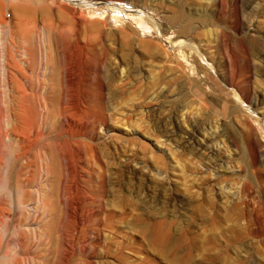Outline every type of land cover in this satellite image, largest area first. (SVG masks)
Wrapping results in <instances>:
<instances>
[{
	"label": "rangeland",
	"instance_id": "1",
	"mask_svg": "<svg viewBox=\"0 0 264 264\" xmlns=\"http://www.w3.org/2000/svg\"><path fill=\"white\" fill-rule=\"evenodd\" d=\"M233 5L237 32L220 38L230 24L204 0H0V264H264V64L247 55L264 0ZM179 25L214 66L199 85L163 41ZM22 86L37 107L78 98L84 119L66 126L50 104L23 156ZM186 129L217 151L190 149ZM78 147L93 200L70 212Z\"/></svg>",
	"mask_w": 264,
	"mask_h": 264
},
{
	"label": "bare ground",
	"instance_id": "2",
	"mask_svg": "<svg viewBox=\"0 0 264 264\" xmlns=\"http://www.w3.org/2000/svg\"><path fill=\"white\" fill-rule=\"evenodd\" d=\"M204 2L206 3V5H208L212 9H215V12L219 16H221V18L223 17V19L228 21V23L230 24V26L226 25L221 30V33L218 37L221 38V37L225 36L226 32H229V33H232V32L236 33L237 32V29L235 27L236 24L234 23L236 16L233 18L232 15L230 14V11H231L232 5L238 3V0H204ZM245 5H247V7L250 10H252L256 7V6H254V4H252V2L248 3V2L244 1L242 7H244ZM219 6H221L220 9H219ZM235 7H236V5H235ZM111 9L114 10L113 13L115 14V16H118L119 14L127 15V14H129L130 10H133L132 8H125L122 4H119V3H115L113 7L111 6ZM139 13L141 14V16H145V18L147 20H149L151 24H153L155 35H157V37L159 36L161 38V35L163 33L161 34L162 28L158 24V22H156L154 20V18L150 16V14H145L143 12H139ZM151 15H153V14H151ZM130 17L132 20H136L139 22V24H141L142 19L140 17H137V16L136 17L130 16ZM239 19H241V18H239ZM236 20L238 21V19H236ZM239 22L241 23L240 20H239ZM191 30L193 32L194 27H192ZM184 31H185V27L179 25V26H177L176 30L172 31V35H170V37L165 38L163 41L166 44H168L171 48H173V53H172L173 59L172 60H173V62H175L177 69L181 72V75H182L181 77L187 78L192 83L199 85L200 83L203 82L202 77H204V76H201V78H200L201 73H203V71L206 68L213 70L214 66L212 64H210L211 62L210 63L208 62V59L206 58L204 53L201 51L200 45L196 44L193 41L192 37H186V35H184ZM251 31L253 33H255L254 34L255 37H253L252 46L247 50V55L249 57L251 56L254 59H256L259 62V64H264V57L260 58L262 55H264V44H261V42L264 43V38L260 33H257L253 29H251ZM188 32H190V31H188ZM259 48H260V52H259ZM33 49H34V47H33ZM33 51L34 50L30 49V53H31L30 54V63H33V59H35L34 58L35 53ZM257 56H260V57L257 58ZM48 79L54 80V77L53 78L50 77ZM32 84H34V83L32 82ZM31 85H29V87H31ZM23 87L24 86H22V88ZM32 88H34V86H32L31 89ZM31 89H30V93H31ZM20 90H21V88H20ZM26 92L27 91H25L24 88H23V90L20 91L19 96H18L17 105H16L17 106L16 120L19 123V132H20V136H21L20 140L22 141L21 142V151H22L23 156L27 155L28 152L32 148H34L36 146V144L38 143L37 138L39 136H37L35 139H32V138H30L29 133H30V130H33V127L36 124L37 116H38L39 112L43 113V114L45 113L44 115L45 116L47 115V117L49 116V113H50L49 105L50 104H52L54 106L53 108H57V111H60L59 113L61 114L62 118L65 119V123L67 124V125L65 124L66 126H69V127L74 126L75 123L80 120V117H82V119H84L82 115L81 116L79 115L81 105H80V100L78 98L73 97L72 100L69 99L70 100V101L68 100L69 106L67 105L68 107L67 106L63 107V103H62L63 99L61 100V97L57 98L55 96V92L52 91L51 95H53V96L50 95L48 97L47 95H49V94L44 95L45 97L42 98L43 102H41L42 104H40V106L41 105L42 106L37 107V105H36L37 100H36L35 96L28 95ZM28 93H29V91H28ZM234 95H236L237 100L240 101V95L236 90L234 91ZM179 121H180L181 126L182 125L184 126L187 123V119L183 118V117ZM84 123H87V122H84ZM69 127H68V129H69ZM35 128H34V130H35ZM81 131H83V130L81 129ZM81 131L79 133H81ZM183 134L186 136L185 142L187 143V145L189 144L188 146L190 147V149H192L193 151H196L197 153H199V155H210L211 156L212 153H215L217 151V148H212V147L208 146L207 142L205 140H204L205 142L200 141L198 139L196 140L197 136L195 135V133H192L186 129L183 132ZM79 135L80 134L76 133V134H74V137H77ZM70 138H72V137H70ZM78 142H80V141H78ZM78 145H80V144L78 143ZM82 149H84V148H82ZM82 149L80 147H78V148H75V151L73 150L72 153L74 154V157H73L74 158V164L72 163L73 165H71L69 167L70 168L69 172L74 178V181L71 184L70 189L68 190L70 196L74 197V199H73V201H70L69 203L66 204L67 208H68V210H70V212H76V210L79 208L80 205H82L84 203H86V205H88L89 202L91 200H93L92 199V193H89L88 191H86V188L83 187L81 184V179H82L83 175H78L80 173V172L78 173V169L80 168L79 164L81 165L82 161H84V158H83V155H84L83 151L84 150L82 151ZM35 158H37V156ZM67 166H69V165L67 164ZM67 166H65V167H67ZM67 170H69L68 167H67ZM71 175H70V177H71ZM244 187H245V185L242 186L243 191H245ZM244 199H243L242 203H243L244 207L246 208L245 211H246V215H247V222L245 225L246 231H247L246 236H254V234L257 230V226L254 223L255 221H254V217L252 215V212H250V211L248 212V210H247L249 208V206L246 203L247 201L245 202ZM44 204H46V203H44ZM44 206H46V205H44ZM73 216L76 217V214L73 213ZM259 239L261 242H263V240H264L262 237H260ZM249 245H250V242H249ZM243 255H244V253H243ZM242 257H245V256H242Z\"/></svg>",
	"mask_w": 264,
	"mask_h": 264
},
{
	"label": "built area",
	"instance_id": "3",
	"mask_svg": "<svg viewBox=\"0 0 264 264\" xmlns=\"http://www.w3.org/2000/svg\"><path fill=\"white\" fill-rule=\"evenodd\" d=\"M123 5V4H122ZM124 6V5H123ZM125 8H127V7H125Z\"/></svg>",
	"mask_w": 264,
	"mask_h": 264
}]
</instances>
